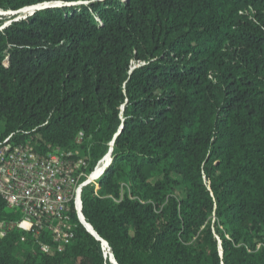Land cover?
<instances>
[{
  "label": "trees",
  "instance_id": "trees-1",
  "mask_svg": "<svg viewBox=\"0 0 264 264\" xmlns=\"http://www.w3.org/2000/svg\"><path fill=\"white\" fill-rule=\"evenodd\" d=\"M0 11L17 12L0 19V141L79 150L89 171L114 141L81 197L110 250L74 211L63 251L14 229L0 264H113L110 252L117 264H264V0ZM20 219L0 199V220Z\"/></svg>",
  "mask_w": 264,
  "mask_h": 264
},
{
  "label": "built area",
  "instance_id": "built-area-1",
  "mask_svg": "<svg viewBox=\"0 0 264 264\" xmlns=\"http://www.w3.org/2000/svg\"><path fill=\"white\" fill-rule=\"evenodd\" d=\"M83 137L80 133L77 142ZM110 162L108 152L89 171L90 157L79 150L51 144L40 150L36 143L17 142L12 136L0 141V199L21 216L19 221L0 220V237L19 229L32 236L40 252L63 251L75 236L74 211L81 219L83 188H98ZM26 239L25 234L22 241Z\"/></svg>",
  "mask_w": 264,
  "mask_h": 264
},
{
  "label": "water",
  "instance_id": "water-1",
  "mask_svg": "<svg viewBox=\"0 0 264 264\" xmlns=\"http://www.w3.org/2000/svg\"><path fill=\"white\" fill-rule=\"evenodd\" d=\"M48 5H49V4H47V5H45V6H48ZM57 5H59V3L51 4V5H49V6H57ZM34 9H36V7H29V8H25V9L21 10L20 12H24V15H23V14L20 15V16H18L16 19L25 16L28 12H32V10H34ZM11 13L14 14V13H17V12H12V11H11ZM121 129H122V127L120 128V130H121ZM120 130L118 131V133H117V135L115 136V138L118 136ZM111 145H112V147H111V149H110V151H109V155H110V157H111V154H112V151H113L114 141L111 143ZM80 221L82 222V224L86 227V229H87V230H88L93 236H95L98 240H100V241L102 242V244H103V246H104V249L106 248V246L108 247V243H107L106 241H104V240L98 235V233L94 230V228L92 227V225H90V224L86 221V219H85L83 213H82V215H81V219H80ZM88 226H89V227H88ZM108 249L110 250L109 247H108ZM110 261H111L113 264H117V262H116V260H115V258H114V256H113V254H112L111 252H110Z\"/></svg>",
  "mask_w": 264,
  "mask_h": 264
},
{
  "label": "rangeland",
  "instance_id": "rangeland-1",
  "mask_svg": "<svg viewBox=\"0 0 264 264\" xmlns=\"http://www.w3.org/2000/svg\"><path fill=\"white\" fill-rule=\"evenodd\" d=\"M14 15H16V13L13 14L11 12L0 11V19H4L6 24L10 22L11 18ZM20 15H22V14H20ZM20 15H18V16H20ZM23 15H24V12H23Z\"/></svg>",
  "mask_w": 264,
  "mask_h": 264
},
{
  "label": "bare ground",
  "instance_id": "bare-ground-1",
  "mask_svg": "<svg viewBox=\"0 0 264 264\" xmlns=\"http://www.w3.org/2000/svg\"><path fill=\"white\" fill-rule=\"evenodd\" d=\"M108 159H109V157H107L105 161H109ZM98 171H100V169H99ZM97 173H98V172H96L95 175H97ZM88 227H89V226H88Z\"/></svg>",
  "mask_w": 264,
  "mask_h": 264
}]
</instances>
